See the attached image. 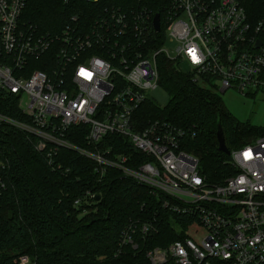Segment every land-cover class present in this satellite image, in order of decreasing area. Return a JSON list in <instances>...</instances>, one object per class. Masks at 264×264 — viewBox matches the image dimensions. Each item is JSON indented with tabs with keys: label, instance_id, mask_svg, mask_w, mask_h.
<instances>
[{
	"label": "built area",
	"instance_id": "built-area-1",
	"mask_svg": "<svg viewBox=\"0 0 264 264\" xmlns=\"http://www.w3.org/2000/svg\"><path fill=\"white\" fill-rule=\"evenodd\" d=\"M24 9L25 0H0V94L14 99L19 116L0 113V127L26 134L52 170L59 151L71 150L92 162L99 179L114 169L188 217L184 236L166 247L145 249L156 231L148 221L121 230L119 248L143 251L147 264H264V134L230 152L236 174L215 185L181 149L184 131L160 120L142 124L141 114L159 87V58L178 72L187 64L199 85L209 78L222 93L264 96V22L252 27L241 0H116L89 18L71 14L58 32H41L22 20ZM74 127H85L86 148L65 140ZM109 135L137 156L99 149ZM5 189L0 176V197ZM17 264L36 263L20 255Z\"/></svg>",
	"mask_w": 264,
	"mask_h": 264
},
{
	"label": "trees",
	"instance_id": "trees-1",
	"mask_svg": "<svg viewBox=\"0 0 264 264\" xmlns=\"http://www.w3.org/2000/svg\"><path fill=\"white\" fill-rule=\"evenodd\" d=\"M115 1L102 0L94 6L85 0H25L22 20L41 32H58L71 14L89 18L100 6ZM241 4L252 27L264 22V0H241ZM259 37L264 41V31ZM176 67L173 61L158 59L159 87L169 100L163 108L154 101L144 104L142 124L160 120L184 131L181 149L198 159L207 183L220 185L236 171L230 155L218 151V125L229 152L263 135L264 128L235 122L215 90H204ZM0 113L19 117L12 97L0 94ZM0 132L5 163L0 176L6 184L0 197V264H17L20 255L36 264H147L143 251L118 246L121 230L134 221L155 226L145 249L166 247L184 236L190 219L163 208L162 201L120 172L108 169L99 179L90 160L66 149L56 156L59 169L52 170L26 134L4 125ZM84 136L85 127H74L65 140L86 148ZM110 147L112 154L137 156L120 137L105 136L98 148Z\"/></svg>",
	"mask_w": 264,
	"mask_h": 264
},
{
	"label": "rangeland",
	"instance_id": "rangeland-1",
	"mask_svg": "<svg viewBox=\"0 0 264 264\" xmlns=\"http://www.w3.org/2000/svg\"><path fill=\"white\" fill-rule=\"evenodd\" d=\"M166 48L172 51L175 45L168 43ZM179 69L183 74H188L191 70L185 63H181ZM199 86L212 93L216 91L226 111L232 116L235 122L243 124L244 126L264 128V96L262 94L240 95L234 91L222 93L219 90H215V86H213V82L209 78H205V82ZM149 96L160 108L165 107L169 100L166 91L161 87L150 91ZM201 237V233L194 234L196 240H199Z\"/></svg>",
	"mask_w": 264,
	"mask_h": 264
},
{
	"label": "water",
	"instance_id": "water-1",
	"mask_svg": "<svg viewBox=\"0 0 264 264\" xmlns=\"http://www.w3.org/2000/svg\"><path fill=\"white\" fill-rule=\"evenodd\" d=\"M158 14H156L154 16V19H153V25H154V29L156 32H158L159 30V23H158ZM261 45V42L257 41L256 43V47H259ZM216 141H217V145H218V151L226 154V155H229L230 152L227 150L226 146H225V143H224V137H223V134H222V131H221V128L220 126L218 125L217 127V132H216ZM98 196L95 197V200H98Z\"/></svg>",
	"mask_w": 264,
	"mask_h": 264
}]
</instances>
